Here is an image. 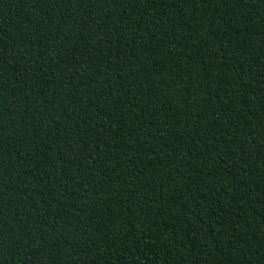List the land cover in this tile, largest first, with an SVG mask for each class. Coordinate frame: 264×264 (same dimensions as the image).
Returning <instances> with one entry per match:
<instances>
[{"label":"trees","instance_id":"obj_1","mask_svg":"<svg viewBox=\"0 0 264 264\" xmlns=\"http://www.w3.org/2000/svg\"><path fill=\"white\" fill-rule=\"evenodd\" d=\"M0 264H264V0H0Z\"/></svg>","mask_w":264,"mask_h":264}]
</instances>
